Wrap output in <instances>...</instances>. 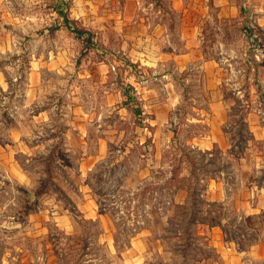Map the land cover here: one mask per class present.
<instances>
[{"label":"rangeland","instance_id":"374dc122","mask_svg":"<svg viewBox=\"0 0 264 264\" xmlns=\"http://www.w3.org/2000/svg\"><path fill=\"white\" fill-rule=\"evenodd\" d=\"M226 1L203 5L208 56L218 63L216 87L208 90L198 75L182 73L187 81L174 80L177 98L159 128L152 121L153 103L129 83H121L124 96L115 103L114 75L123 67L100 65V53L89 54L96 48L82 38L72 63L45 73L38 100H5L0 140L6 127L23 122L32 128L22 138V151L15 147L24 178H6L8 168L0 163V264H109L98 237L105 226L116 251L127 253L139 239L149 252L146 264H227L218 253L223 245L246 249L264 236V214L238 221L232 205L264 176V12L260 0ZM142 4L149 11L170 10L159 0ZM144 82V88H160L152 77ZM218 101L227 111L220 145L207 123ZM29 110L42 112L32 118ZM83 131L90 145H78ZM27 145L36 147L29 153ZM89 150L98 155L91 163L81 156ZM214 185L223 193L220 200H214ZM86 200L102 220L84 217Z\"/></svg>","mask_w":264,"mask_h":264},{"label":"crops","instance_id":"0c3cea01","mask_svg":"<svg viewBox=\"0 0 264 264\" xmlns=\"http://www.w3.org/2000/svg\"><path fill=\"white\" fill-rule=\"evenodd\" d=\"M123 1L133 9L118 8V0H0V107L5 100H15L18 96L25 105L38 100L45 83V73L51 69L55 72L62 71L63 67L72 63L73 48L83 41L62 21L56 8L67 11L68 25H71L70 21H74L77 26L95 35L98 41L96 49L90 50L89 54L100 53V65L123 67L114 75L113 81L119 94L115 103L124 96L121 83H129L140 97L144 99L146 95L149 102L153 103L152 121L156 128L168 122V111L174 105L172 101L177 98L172 88L174 80L187 81L182 78L185 75L182 73L198 75L208 90L216 87L218 63L208 56V50L212 46L206 45L201 27L205 17V0H159L161 3L166 2L170 10L156 8L151 11L142 4V0ZM214 2L215 5L227 3L226 0ZM260 2L264 12V0ZM263 47L264 44L262 49ZM149 77L153 78V82H160L159 89L140 85ZM161 96L163 101L158 98ZM219 103L213 102L207 123L212 141H218L220 145L224 140L221 127L227 111ZM14 107L9 105L12 108L10 111ZM32 111H28V116L32 118L39 117L42 112ZM22 123L6 127V138L0 140V163L7 166L5 177L8 179L24 178L16 165L18 161L15 154L18 150L16 148L22 151V138L28 134L31 126ZM19 126L21 127L18 128ZM261 130L263 136L264 127ZM81 138L82 140L78 139V145H90L92 138H88L84 131ZM47 141L50 143L51 140ZM102 143L103 140L98 139L100 147ZM27 146L29 153L36 147ZM95 153L97 152L85 151L81 155L83 161L94 162L98 159ZM212 192L214 200L221 199L219 196L222 191L219 187L214 185ZM216 195L218 198H215ZM234 199L232 205H235L234 213L238 221L263 215L264 176L259 185L252 184ZM96 210V205L90 200L83 202L81 212L83 211L86 219H101L98 218L101 214ZM261 221L264 228V220ZM106 228L107 226L98 237L106 245L107 250L102 257L106 255L109 264H146L149 252L139 239L133 242L134 249L127 253L116 251L112 245L111 233ZM74 230L72 225V233ZM253 240L246 249H237L229 242L226 250L223 245V250H218V253L227 259V264L264 263V236ZM213 243L214 247L219 245L217 239Z\"/></svg>","mask_w":264,"mask_h":264},{"label":"trees","instance_id":"16d2710c","mask_svg":"<svg viewBox=\"0 0 264 264\" xmlns=\"http://www.w3.org/2000/svg\"><path fill=\"white\" fill-rule=\"evenodd\" d=\"M57 11L62 16V21L65 22L68 27H70L72 33L76 37L82 38L83 41H85V45H87L88 47H91V46L92 47H95L96 43L94 42V35L91 32H89V31H87V30H85V29L77 26L74 21H72V22L70 21V24L71 25H68L69 23H67L68 22V19H67L66 13L65 12H62V10L59 9V8H57ZM127 88L128 87H125L124 90H123V92H125V90ZM130 97L131 96H128V99H131ZM134 111H135V113H137L138 112V108H135Z\"/></svg>","mask_w":264,"mask_h":264}]
</instances>
